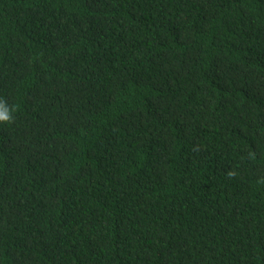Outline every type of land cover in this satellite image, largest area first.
Here are the masks:
<instances>
[{
    "label": "trees",
    "instance_id": "16d2710c",
    "mask_svg": "<svg viewBox=\"0 0 264 264\" xmlns=\"http://www.w3.org/2000/svg\"><path fill=\"white\" fill-rule=\"evenodd\" d=\"M0 100V264H264V0H0Z\"/></svg>",
    "mask_w": 264,
    "mask_h": 264
},
{
    "label": "clouds",
    "instance_id": "9594fccd",
    "mask_svg": "<svg viewBox=\"0 0 264 264\" xmlns=\"http://www.w3.org/2000/svg\"><path fill=\"white\" fill-rule=\"evenodd\" d=\"M15 111L14 108L9 109L6 103L0 100V123H12L14 122L13 112ZM231 175V173H229Z\"/></svg>",
    "mask_w": 264,
    "mask_h": 264
}]
</instances>
